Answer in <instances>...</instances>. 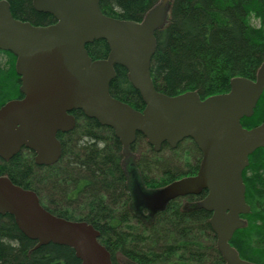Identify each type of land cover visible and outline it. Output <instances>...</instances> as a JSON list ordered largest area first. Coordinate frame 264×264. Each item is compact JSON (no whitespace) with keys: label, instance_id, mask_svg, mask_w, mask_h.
I'll list each match as a JSON object with an SVG mask.
<instances>
[{"label":"water","instance_id":"95a60500","mask_svg":"<svg viewBox=\"0 0 264 264\" xmlns=\"http://www.w3.org/2000/svg\"><path fill=\"white\" fill-rule=\"evenodd\" d=\"M32 5L52 15L55 24L18 20L9 2L0 0V51L15 55L23 95L0 108V158L10 160L25 147L35 153L36 164H55L62 152L58 134L75 128L71 113L78 110L112 128L124 149L138 133L157 153L164 144L176 149L191 139L202 154L197 175L169 184L157 193L158 201L163 205L206 192L200 207L212 214L209 223L225 264H254L240 257L231 240L246 226L242 216L250 213L244 170L249 157L264 148V123L252 129L241 123L253 116L264 91V62L255 80L234 78L226 94L168 96L156 89L151 65L170 0H161L141 22L106 16L100 0H32ZM100 40L107 43L109 56L94 61L86 46ZM115 66L127 70L145 104L143 111L111 95ZM7 215L36 248L66 246L82 264H112L93 226L51 214L35 192L0 177V216Z\"/></svg>","mask_w":264,"mask_h":264},{"label":"trees","instance_id":"16d2710c","mask_svg":"<svg viewBox=\"0 0 264 264\" xmlns=\"http://www.w3.org/2000/svg\"><path fill=\"white\" fill-rule=\"evenodd\" d=\"M6 1L10 4L12 15L18 20L34 26H49L56 22L52 15L37 12L32 0ZM160 1L100 0V7L111 18L141 22ZM156 39L151 75L159 92L168 96L197 92L201 99L226 94L234 78L255 80L264 62V0H170L167 24L156 33ZM86 49L94 60L106 59L110 52L104 40L88 44ZM0 56L1 107L21 97V79L16 72L15 55L0 51ZM110 93L135 109L145 107L140 94L128 79L127 70L121 66L116 67ZM73 114L77 118V125L71 136L79 137L81 142L70 145L88 159L83 162L76 159L71 161L68 171L72 169V174H85L87 171L90 180L104 179L105 190L116 191V177L122 174L118 162L122 149L113 131L109 128L104 130L108 138H104L103 152L90 144L91 140L98 141L95 136L102 128L81 112L74 111ZM241 123L247 129L264 123V91L253 116L242 119ZM58 138L65 157L66 135L59 134ZM185 143H188L189 149L184 150ZM130 151L138 154L135 167L142 179L154 187L167 186L177 179L196 174L202 159L200 150L191 140L179 144L174 150L164 144L157 153L140 135ZM75 156L78 157V154ZM98 156H103L102 164L97 162ZM177 160L186 161L184 171L181 167L176 168L174 162ZM34 167L31 154L25 152L9 162L0 161V174L8 175L14 183L25 188L36 187L37 182L42 184L47 180L51 191H56L57 182L51 183V178H57L56 169H47L49 178L38 180L33 172ZM243 179L250 213L242 216L246 226L235 232L231 245L242 259L264 264V148L249 157ZM186 199L184 205L181 200L170 202L159 214V221L170 244L167 252H160L161 264H225L209 223L211 214L194 204L196 196ZM169 226L172 230L167 231ZM102 238L111 252L113 264H118L117 254H124L128 264H158L154 250L150 253L152 258L142 253L137 248L134 236L104 233ZM36 245L35 241L20 232L12 217L1 218L0 264H81L71 248L54 244L35 248Z\"/></svg>","mask_w":264,"mask_h":264},{"label":"flooded vegetation","instance_id":"af4514ba","mask_svg":"<svg viewBox=\"0 0 264 264\" xmlns=\"http://www.w3.org/2000/svg\"><path fill=\"white\" fill-rule=\"evenodd\" d=\"M92 60H94V59H92ZM97 60H105V59H97ZM116 67H118V66L114 67L115 71H116ZM22 98H23V95L21 94V97H19L17 99H22ZM144 108L142 110H138L135 108H133V109H135L137 111H143ZM73 112L71 114L75 117L76 125H77V118L73 114ZM76 112H81L87 119L94 120L96 123H98L100 128H102V131L100 133H97L95 136V138H98V141L91 140L90 144L93 145L94 147L96 146L97 148L98 147L101 148V150H103V152H104V138H108V135L106 133H104V130H106L108 128L111 129L113 131L114 137L116 138L114 130L108 126L101 125L96 119L87 117L82 111L78 110ZM75 129H76V126L72 131H70L68 133H59V134H65L66 138H69L70 141H73V145H76L77 143L81 142V139L79 137L72 138L71 133ZM140 135H142V134H140V133L137 134L136 140H137L138 136H140ZM117 140H118L119 145L121 146V149H122L120 155L118 156V162H119V166L122 170V172H121L122 174H120L116 177L118 189L116 191L111 190V193L117 192V194H115V195H117V197H113V201L110 198V195H109L110 192L105 190L104 179H102L100 181L99 180L92 181V179L90 180L87 177V175H88V173H86L87 171L85 172V174H78V173H74V172L72 174L71 173L72 169L70 170V172L68 171V167H69V164L71 163V161H69L67 158L65 159V157H63V145H62V142L60 140L59 141L61 143L62 152H61V156H60L59 160L55 164H52L49 166L36 164L35 153L33 151L25 148V147L22 148L19 153H17L15 156H13L10 159V160H12L22 153L29 152V154H31V157L34 160L35 167L33 169V172H34V174L38 180L43 178V175L38 176L39 171L47 172V169L49 170V168L54 167L56 169V172H57V178H59L56 180V182H57L56 191H51V188L48 186L44 187L46 189H49L50 196L48 194L42 195L40 193V190H43L44 188H40L38 182L36 183V187L25 188L23 186H20V185L14 183L8 177V175L0 174V177H6V178L10 179L14 185L19 186L22 189L35 192L37 197L40 200L41 205L47 211H49L51 214H53L59 218H63V219L70 220V221H83V222H86L89 225L93 226V228L96 229L100 233L99 242L107 250H108V248L104 245V241L102 242V240H103L102 236H104V233L117 234L120 236H123V235L134 236V238L136 240L135 243L138 246L137 248H139L140 251H142V253H145L147 255L149 254L150 258H152L153 255L150 253H151V250L153 251V247L148 249L147 251L143 247H141L139 244L138 235L137 234L132 235L128 228L124 229L125 222L132 220V219L140 220L141 222H145V221H149V220L150 221H155V220L159 221V217H160L159 214L162 213L166 209L167 205L170 202L181 200V201H183V205H184L187 202L186 198H188L189 196H196L197 201L194 204H196L199 209H203L200 206H201V202L204 200L207 193L203 192L200 195H189L186 197H178V198L171 200L170 202H168L166 204H163V205L160 204V202L158 201V198H157V193L159 191L163 190L166 186L154 187L153 185H151V183L145 182V180L142 179L141 173L138 170L136 171L137 175L134 176L136 178V181H137V185H136L135 182H131L128 170L124 166H122V164H121L123 162V160H125V162H126L128 159H130V157L132 155V152L130 150H131L132 145H134L136 141L130 147H128V149H124V147L120 143L119 139H117ZM186 140H191V139H186ZM186 140L182 141L181 143L185 142ZM191 141H193V140H191ZM194 144H195V142H194ZM76 157L77 156L74 155V160L76 159ZM62 158H64V162L66 164L64 167L60 166L61 162L63 161ZM137 158H138V154L136 155V157L133 160L137 161ZM87 159L88 158L85 157V160H83V161H87ZM10 160H4V159L0 158L1 162H9ZM103 161H104L103 156L101 158L99 156L97 157V162L102 164ZM135 161H134V165H136ZM102 168H103V166H102ZM61 173H65L66 175L62 178L60 175ZM197 173H198V171H197ZM197 173L194 175H188L185 177L196 176ZM185 177H183V178H185ZM131 178H133L132 174H131ZM180 179H182V178H180ZM180 179H177V180H180ZM140 183L144 186V188H145V190H147V192L142 190ZM58 188L59 189L61 188L63 190V192H57ZM58 193L63 194L62 200L60 197L57 200ZM127 194H128V196H127V200H126L125 204L122 203L119 208L114 206V204H117V202H115V201H119L120 199L123 198L124 195H127ZM44 196H45L46 200H49L50 202H55V204H56V206H58V208L53 209V208H50L47 205H45ZM105 197L110 199V203L107 202L106 200H104ZM73 205H76L78 207L77 210L74 211V213L81 214V213H83L82 211H84L85 215L79 220L73 219L70 216L69 209H71ZM80 208H83V210ZM115 209L118 211H116ZM7 216H10V215H7ZM10 217H12V216H10ZM1 218H4V217L0 216V220H1ZM64 247H66V246H64ZM110 254H111V252H110ZM118 255H121L122 259L125 260V262L128 264L129 261L126 260V258L124 257V254H117V257H118ZM75 257H76V255H75ZM111 258H112V255H111Z\"/></svg>","mask_w":264,"mask_h":264},{"label":"rangeland","instance_id":"374dc122","mask_svg":"<svg viewBox=\"0 0 264 264\" xmlns=\"http://www.w3.org/2000/svg\"><path fill=\"white\" fill-rule=\"evenodd\" d=\"M0 59H2V56H0ZM65 142H66V149H67V150L65 149V153H66L65 159L67 158L69 161H74V155L78 154V157L76 158V160H78L79 162H81V161L83 162V160H85V156L82 155V154H80L79 150L75 149L74 147H72V145H70V144H73V141H70L69 138H66V141ZM184 145L186 147H184ZM184 145H183L184 150L190 148L188 146V143H185ZM70 146H71V148H69ZM135 154L137 155V153H135ZM135 154L132 153L133 156L131 155L130 159H128L126 162H125V160H123V162L121 164H122V166H124L128 170L131 182H135V184L137 185L136 178L134 177V176L137 175L136 174L137 168L134 165V161L135 160H133L136 157ZM185 162H186L185 160L184 161L177 160L174 163H176V168H180L181 167V170L183 168V171H184L186 169L185 168V165H186ZM65 165L66 164H65L64 159H63V161L61 162V165L60 166L64 167ZM171 166H172V164H171ZM42 172L43 171H39L38 172V176H42L43 175L44 180L46 178H49V175L47 174V172H43V173ZM131 174H132L133 178H131ZM60 175L63 178L66 174L65 173H61ZM156 175H158V174H156ZM57 179H59V178H53V179L51 178V183H52V181L54 182ZM45 181L46 182H44L42 184L39 183L40 188H44L45 186H48L49 185V181H47V180H45ZM141 187H142V190L143 191H146L147 192V190H145V188H144V186L142 184H141ZM61 188L60 189L58 188L57 192H63V190ZM40 193L42 195L48 194L50 196L49 189H46V188H44L43 190H40ZM115 194H117V192H114V193L113 192L112 193L110 192V194H109L112 201H113V197H117V195H115ZM127 196H128V194L127 195H124L123 198L120 199L119 201H115V202H117V204H114V206H116V207L119 208L122 203L125 204V202L127 200ZM59 197L62 200L63 199V194L58 193L57 200L59 199ZM44 198H45V196H44ZM104 200H106L107 202L110 203V199L109 198H106L105 197ZM45 205H47L48 207L53 208V209L58 208V206H56L55 202H50L49 200H46V198H45ZM77 208L78 207L76 205H73L72 208L69 209V211H70V216L73 219H78L79 220L85 214H84V211H82L83 213H81V214L74 213V211H76ZM80 209L83 210V208H80ZM116 211H118V210H116ZM4 222H6V220H4ZM126 228L129 229V231L131 232L132 235H135V234L138 235V237H139V244L146 251L148 249H150V248L153 247V250H154V252L157 255V263L158 264H161L162 261L159 259L161 257V253L163 251H166L167 252V248L170 247V244L168 243V239L166 238V233H165V231H164V229L162 227V223L160 221H157V220H155V221H150L149 220V221L141 222L140 220H134V219H132V220H129V221L125 222L124 229H126ZM169 230H172V228L170 226L167 229V231H169ZM117 263L118 264H127L125 262V260L122 259L121 255H118V257H117Z\"/></svg>","mask_w":264,"mask_h":264},{"label":"bare ground","instance_id":"6f19581e","mask_svg":"<svg viewBox=\"0 0 264 264\" xmlns=\"http://www.w3.org/2000/svg\"><path fill=\"white\" fill-rule=\"evenodd\" d=\"M262 149V148H261Z\"/></svg>","mask_w":264,"mask_h":264}]
</instances>
